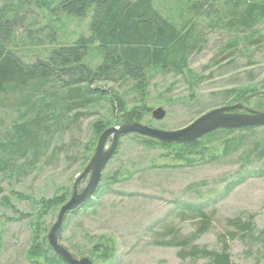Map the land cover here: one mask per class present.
Instances as JSON below:
<instances>
[{
	"label": "rangeland",
	"instance_id": "1",
	"mask_svg": "<svg viewBox=\"0 0 264 264\" xmlns=\"http://www.w3.org/2000/svg\"><path fill=\"white\" fill-rule=\"evenodd\" d=\"M261 1L152 0L164 18L183 34L190 33L193 48L177 67L149 70L143 91L114 77L91 85L106 94L85 108L62 98L57 84L35 97L50 103L48 108L36 104L33 110L23 96L0 97V142L10 139L14 124L37 114L45 120L36 148L6 156L8 167L0 173V264H31L27 252L35 226L48 245L60 208L94 155L101 135H95L94 127L105 131L122 125L111 93L122 98L125 111L147 110L138 124L168 132L221 107L240 104L241 113L264 112V16L240 18L246 3ZM56 5V0H0V16L22 18L7 48L24 64L89 37L90 16L68 17ZM11 8L15 15L7 14ZM87 61L92 67L100 63L93 49ZM157 108L165 112L160 121L151 117ZM224 138L208 139L188 154L174 144L135 134L120 137L102 171L97 196L95 192L91 198L94 203L65 217L59 243L76 259L92 264H213L209 258L191 257L193 246L216 253L226 247L230 264H264V244L257 236L264 231V127L227 136L236 138L228 153L220 140ZM87 181L88 176L78 183L77 192ZM62 195L63 203L40 210L42 201ZM184 206L209 216L207 229L187 248L177 243L193 235L200 221ZM250 217L252 234L235 230L232 222ZM170 241L176 246L164 244ZM105 242L113 246L108 261L94 252Z\"/></svg>",
	"mask_w": 264,
	"mask_h": 264
},
{
	"label": "trees",
	"instance_id": "2",
	"mask_svg": "<svg viewBox=\"0 0 264 264\" xmlns=\"http://www.w3.org/2000/svg\"><path fill=\"white\" fill-rule=\"evenodd\" d=\"M56 2V10L68 17L81 19L90 16L89 37H80L71 46L56 47L44 60L26 65L7 48L11 36L22 24V18L17 17V10L8 9L7 14L16 15L0 16V97L23 96L24 103L33 110L36 104L41 108H48L50 103L42 102V98L35 97L43 95L45 87L49 84L54 86L57 84L59 93H63L62 98L70 99L74 107L85 108L105 97L106 92L91 89L94 83L118 77L134 82V89L143 91L149 70L177 67L184 62L193 48L190 33L183 34L174 23L164 18L153 8L152 0H56ZM238 7L236 5L237 9ZM234 14L236 18L240 16L237 12ZM262 16L264 0L246 3L245 11L240 18L251 21ZM92 49L100 58V63L94 67L87 61ZM111 99L120 110L122 125L139 123L141 116L147 113L143 107L125 111L122 98L117 93H111ZM59 103L57 101L56 105L59 106ZM41 121L45 120L37 114L12 126L10 139L0 142V173L8 167L6 156L12 154L21 156L36 148L41 140L40 135L43 134L41 130L44 125ZM257 129L259 128L216 130L198 140L174 146L176 145L179 151L190 154L208 139L213 140L220 135L225 137L220 140H223L224 152L228 153L234 150L236 138L226 140L227 136L234 132L252 133ZM102 131L101 125L94 127L95 135H100ZM143 142L153 144L152 141ZM96 196L97 192L94 197ZM65 198V195H62L42 201L39 204L40 210L61 204ZM93 203L94 199H90L80 208ZM183 208L196 215L200 221V227L193 235L177 243V246L187 248L207 229L209 216L198 207ZM78 210L80 209L71 215H75ZM232 224L235 225V230L241 233L252 234L254 231L251 217L244 222L236 219ZM35 227L34 239L27 252L28 260L31 264H62V260L50 249L45 238H39L40 233ZM257 236L264 244V231L259 232ZM106 243L102 244L104 246L97 245L94 248L95 253L100 252L103 261H108L113 254L112 244ZM164 244L176 246L175 241ZM190 255L209 258L213 264H230L226 247H223L220 253H216L193 246Z\"/></svg>",
	"mask_w": 264,
	"mask_h": 264
},
{
	"label": "water",
	"instance_id": "3",
	"mask_svg": "<svg viewBox=\"0 0 264 264\" xmlns=\"http://www.w3.org/2000/svg\"><path fill=\"white\" fill-rule=\"evenodd\" d=\"M242 109V105L236 104L209 111L187 127L177 131H161L138 123L121 125L117 128H108L103 131L97 141L93 157L74 182L73 193L69 200L60 208L56 223L47 236L50 249L64 264H92L87 259L79 260L73 257L59 243V234L65 217L88 202L96 192L102 171L113 156L120 137L135 134L141 138L163 144H184L198 140L216 130H239L264 127V112L246 110V113H241ZM151 117L156 121H160L165 117V112L161 108H157L151 112ZM109 139L110 146L106 148L105 145ZM87 176L88 181L86 186L82 191L77 192L76 188L78 183Z\"/></svg>",
	"mask_w": 264,
	"mask_h": 264
}]
</instances>
